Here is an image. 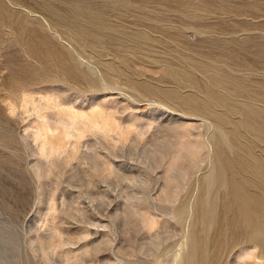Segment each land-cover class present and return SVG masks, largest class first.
<instances>
[{
	"label": "rangeland",
	"instance_id": "1",
	"mask_svg": "<svg viewBox=\"0 0 264 264\" xmlns=\"http://www.w3.org/2000/svg\"><path fill=\"white\" fill-rule=\"evenodd\" d=\"M259 122L264 0H0V264L262 263Z\"/></svg>",
	"mask_w": 264,
	"mask_h": 264
},
{
	"label": "bare ground",
	"instance_id": "2",
	"mask_svg": "<svg viewBox=\"0 0 264 264\" xmlns=\"http://www.w3.org/2000/svg\"><path fill=\"white\" fill-rule=\"evenodd\" d=\"M59 9L61 8L59 7ZM40 43H41V39L39 35L34 34L32 44L33 45L35 44V46H37ZM190 105H191V108L190 107L188 108L190 111L196 112V113L201 112L200 107L195 106L193 104H190ZM256 129L259 132V134L264 136L263 123L262 124L260 122L257 123ZM219 154H220V159L223 164L224 170L227 172V176L229 174L232 175V178L230 180V185L232 186V189L236 195V201L238 204L236 202L235 203L236 205L239 206L238 207V214H239L238 221L239 222H237L238 223L237 225L238 233L244 235L247 239V242L251 243L254 247H261L262 250H264V194L254 195V194L249 193L248 192V182L244 179H240V180L236 179L237 177L236 169H238V173H242L250 177L252 176V178H254L255 182L259 184V186L264 187V161L259 158V159H255L254 162H246V161L234 162V161L229 160L225 156L224 151L221 148L219 150ZM217 240L219 241L222 240V236L221 235L218 236ZM263 252L260 253L259 255H256V258H260L261 260H263L264 259ZM189 254H190L189 255L190 259L199 258L200 253L198 250H196L195 244L194 245L192 244V250L190 251ZM260 264H264V261Z\"/></svg>",
	"mask_w": 264,
	"mask_h": 264
}]
</instances>
